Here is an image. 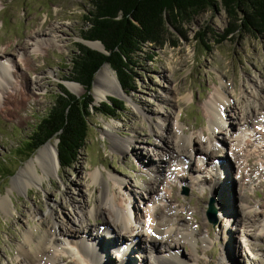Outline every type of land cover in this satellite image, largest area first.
Here are the masks:
<instances>
[{
	"label": "rangeland",
	"instance_id": "374dc122",
	"mask_svg": "<svg viewBox=\"0 0 264 264\" xmlns=\"http://www.w3.org/2000/svg\"><path fill=\"white\" fill-rule=\"evenodd\" d=\"M90 10V0H0V52L8 45L12 49L6 56L9 68L0 92V199L9 198L7 210L0 209V264H19L16 249L27 232L41 233L40 218L47 217L49 228L53 221L63 226L64 219H74L75 205L84 208L91 228H104L106 221H113L111 210L100 218L88 211L107 192L115 196L116 204L130 218L129 227L136 231L134 237L123 239L99 231L101 239H114L115 246L103 252L109 264H120V251L127 253L126 264H156L157 256H167V247L151 250L144 230L150 223V197L157 203L162 199L161 204L173 208L175 216L188 219L197 237L205 238V243L197 240L194 247L183 241L179 254L184 261L192 257L190 264H264V129L256 124L247 129L242 126L246 117L257 113L258 99L249 96L252 89L261 86L259 97H264V35L236 32L217 43L230 27L221 8L189 13L179 20L177 32L169 30L164 46L148 44L136 55L131 66L134 89L128 94L122 90L119 99L124 112L108 117L91 111L85 145L71 168L59 165L58 174L44 178L42 187L26 191L15 184L20 168L39 149L48 143L57 148V141L49 140L32 153H20L51 108L59 85L75 95L65 83L72 82L67 81L71 59L76 44L83 41ZM75 84L81 90L75 96L81 97L84 89ZM219 93L227 99L222 115L231 118L233 128L216 129L211 123L208 105ZM91 94L96 106L115 98L109 94L95 103L93 87ZM18 101L23 102L19 118L10 113ZM161 118H166L162 129L169 146L166 150L156 136ZM179 129L200 157L185 152L175 158L184 150L179 147ZM212 136L223 145L213 141L215 154L208 158L201 152ZM127 140H133L128 151L120 149ZM158 157L169 162L161 163ZM246 158L250 162L245 163ZM96 173L100 175L94 180ZM172 174L176 179L170 178ZM219 177L230 184L223 185L221 208L215 207L211 192ZM112 179L124 182L120 191L113 188ZM74 231L83 241L97 245L92 240L96 231L89 233L92 237L84 229ZM77 237L63 242L69 253H62L60 264L82 260L74 247Z\"/></svg>",
	"mask_w": 264,
	"mask_h": 264
},
{
	"label": "trees",
	"instance_id": "16d2710c",
	"mask_svg": "<svg viewBox=\"0 0 264 264\" xmlns=\"http://www.w3.org/2000/svg\"><path fill=\"white\" fill-rule=\"evenodd\" d=\"M90 4L91 10L85 16L87 26L81 37L84 41L100 42L106 54L82 43L76 44L77 52L71 59L67 81L79 84L84 94L76 97L59 85L60 91L54 96L51 108L39 120L24 151L20 152L27 155L47 141L56 140L62 169L76 163L85 145L91 111L115 117L117 112L125 110L124 102L112 97L99 106L94 105L93 82L104 64L115 72L124 93H130L134 89L131 66L136 55L148 44L164 46L169 30L178 31L179 20L204 9L221 8L230 22L217 43L236 32L264 35V0H90Z\"/></svg>",
	"mask_w": 264,
	"mask_h": 264
},
{
	"label": "bare ground",
	"instance_id": "6f19581e",
	"mask_svg": "<svg viewBox=\"0 0 264 264\" xmlns=\"http://www.w3.org/2000/svg\"><path fill=\"white\" fill-rule=\"evenodd\" d=\"M86 44L90 48L102 50L101 44L97 42H87ZM11 51L12 49L8 45V47L3 52H0V92H1V85L3 82H5V74L8 73V68H9L6 56L7 53ZM101 80L102 82L104 81L105 83L104 84L101 83ZM65 86L71 93L77 96L81 94V90L79 86L76 85L75 83L68 82L65 83ZM259 90H261V86L259 87L256 86L252 89V91L249 94L251 98L258 99L257 102L258 108H257V113H254L253 115L255 117H252L250 119L246 117L245 121L243 120L244 118L242 119V121H244V123L242 124L243 129H247L245 127L247 126L249 127L250 125L252 126L253 124L261 125V128L264 129V97L263 96L259 97ZM93 91H94L95 103L101 102L102 100L106 99V97L109 94L113 96L121 97L123 93L117 81L116 76L111 72V70L107 65H104L103 68L99 70L98 73L96 74V78L93 82ZM223 103H227V99L225 97V94L219 93L218 96H216L212 101H210L208 105V108L210 110L211 123L214 125L216 129L217 128L219 129L225 125H228L230 128L231 127L233 128V124H235L233 121H231V118L223 117L222 115L223 111L221 109ZM22 109H23V102L21 103V101H18V103L17 104L15 103L13 108L10 109V113L12 115L17 114L19 118ZM165 122H166V118L165 119L161 118L160 122L156 124V128L159 131V133L156 136H158L159 142H164L163 149L166 150V148L169 146H168V142L166 141V135L163 133L164 130L162 131V129L165 127ZM238 124L240 125L241 123L238 122ZM108 127L110 126L108 125ZM178 131L180 132L179 147H182L184 150H182L180 154L177 153L178 155H175V158L176 156L179 157L180 155H183L185 152H189V153L193 152L195 155L198 154L197 152L198 149H193V148L191 149L190 147L191 139L185 137L180 129ZM213 134L214 132L212 133V135ZM213 137L214 136H212L213 140L211 138L205 140L206 147L204 151L201 152V154L203 153L207 154L208 158L215 154L214 152L216 148H215V144L214 145L212 144L213 141H216L220 145H223L221 143L220 138L214 139ZM132 142L133 140L131 141L127 140L125 141V143H121L119 145V148L128 151ZM158 148H162V147L159 146ZM154 151L156 150H152V152ZM239 153L240 152H238L237 155L240 156V159L243 158V156ZM158 154L159 153H157V155ZM198 157H200L199 154ZM160 158L158 157L159 162L161 163L169 162V159L167 160V158L164 161H161ZM244 162L245 163L250 162V158H246ZM58 172H59V163H58L56 146L48 143L43 148L39 149L36 155L29 158L24 163L23 167L20 168L19 172L14 178V182L16 185L19 186L20 189L27 191L30 187H42V181L44 180V178H48L50 176L54 177L56 174H58ZM97 175L100 174L97 173L94 174L92 176V179L95 180ZM170 178L176 179L174 174H172ZM215 181H216V185L212 186L211 192H214L215 194L213 195L215 196V207L221 208L220 198H221V192L224 191L222 189L223 185L227 188L230 186V184L227 183L225 184V182L221 180V177L216 178ZM112 182H113V188L116 187L118 188L117 190L119 191L121 190V185L124 184V182L114 179H112ZM228 182L232 184L230 180ZM147 189L148 192L152 194L155 192L154 188H147ZM225 192L226 191H224V193ZM228 193H230V190H228ZM109 194H110L109 192H107L105 195L101 194L100 202L95 206H93L91 211H88L89 212L88 215L91 214L95 218L97 217L100 218L101 214H104V212L111 210V212L113 213L112 216L113 223L112 222L107 223L106 221V225H103L104 228L101 227L100 230H98L97 228L93 229L90 227V223L87 222L86 220L87 215L84 212V208L82 206H77V205H75L74 207V219L72 221H68L64 219V223L66 225L64 224L63 226H60L57 223H55V221H53L54 223H52L51 228H49V224L46 222L47 217L45 219L40 218L39 221L41 222V233L36 234L33 232H27L26 236L23 238L22 244H19L16 249L17 258L21 259L19 264H60V258H62V253L63 252L69 253V251L65 248L66 243L64 244L63 242L66 239H69V237H73V236H78L76 238L78 239V241L75 242L74 247H76V250L78 251V253H80V258H82V260H72L66 262L65 264H74V263L79 264V262H83L84 264H109L110 263L109 258L103 256V252L107 250L109 247L111 248L115 246V244L114 245L112 244L114 239H110L107 241L101 239L99 235V231H104L105 233L113 232L118 236L119 239H123V237L132 238L135 236L136 233L134 229L129 227L131 222L128 214L119 205L116 204L117 201L115 196L114 195L110 196ZM230 196H232L231 193ZM152 198L153 197L148 198V200L153 203L152 209L149 211L150 213L148 214L150 215V223L145 226L144 230L147 234V238L148 241L150 242L152 251L154 249H157L158 247L161 248L167 247L166 250L167 256L165 255L157 256L156 258L157 260L155 261V263L156 264H190V261L194 260L192 259V257L190 258V261L188 259V262H186L179 254V248L183 245V241H185L186 244L187 243H189L190 245L192 244V247H194L198 242L197 240H200L202 243H205V238L203 236L197 237L196 231H194L191 225L187 224L189 222L188 219L187 218L185 219L180 216L179 217L175 216L174 212L176 213V211L173 208H170L169 206H165L161 204L163 203L162 199H160L159 203H157L153 201ZM8 201L9 198L7 197H3L2 199H0V209L2 211L7 210L9 203ZM228 203L229 205L230 204L232 205L233 199H231V197ZM244 210L247 211L246 208H244ZM246 213L247 212H245L244 214L245 218H246ZM34 215L37 216L39 214L34 213ZM48 218L52 219V211L50 215H48ZM181 221H184V223ZM175 225L177 226L175 227ZM76 229L79 230L84 229L83 233H88V236L90 237H92V235H90L89 233L91 231L93 232L96 231L95 237L92 238V240H94V242L97 245L93 246L89 243V241H83L81 238H79L78 235L79 232L74 231ZM137 233L139 234V232ZM66 235H68L69 237L66 238ZM60 249L62 250L60 251ZM118 253H120L123 256L121 257L122 261L120 262V264H126L125 261L128 263L127 253L123 251H120ZM91 256L93 258H91Z\"/></svg>",
	"mask_w": 264,
	"mask_h": 264
},
{
	"label": "water",
	"instance_id": "95a60500",
	"mask_svg": "<svg viewBox=\"0 0 264 264\" xmlns=\"http://www.w3.org/2000/svg\"><path fill=\"white\" fill-rule=\"evenodd\" d=\"M87 42H89V41H84V40H83V41H82V44L85 45L86 47L90 48V47L86 44ZM96 42H97V41H96ZM97 43L100 44V42H97ZM101 46H102V45H101ZM90 49H92V50H96V51H99V52H101V53L106 54V52H105L103 46H102V50H99V49H93V48H90ZM104 65H105V64H104ZM104 65H103V66H104ZM103 66H102V67H103ZM96 74H97V73H96ZM114 97H115V98H118V99H122L121 97H118V96H114ZM94 105H95V104H94ZM212 211H213V210H212Z\"/></svg>",
	"mask_w": 264,
	"mask_h": 264
}]
</instances>
